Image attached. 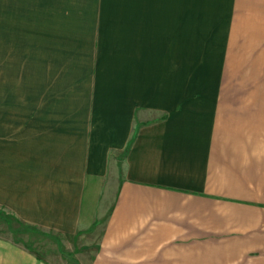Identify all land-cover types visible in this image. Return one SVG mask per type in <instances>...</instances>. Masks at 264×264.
Wrapping results in <instances>:
<instances>
[{
	"label": "crops",
	"instance_id": "1",
	"mask_svg": "<svg viewBox=\"0 0 264 264\" xmlns=\"http://www.w3.org/2000/svg\"><path fill=\"white\" fill-rule=\"evenodd\" d=\"M4 22L0 209L100 230L81 264H264V0H4ZM0 264L56 263L0 237Z\"/></svg>",
	"mask_w": 264,
	"mask_h": 264
},
{
	"label": "rangeland",
	"instance_id": "2",
	"mask_svg": "<svg viewBox=\"0 0 264 264\" xmlns=\"http://www.w3.org/2000/svg\"><path fill=\"white\" fill-rule=\"evenodd\" d=\"M5 22H4V0H0V98L3 99L5 85H10L18 69L5 68ZM8 65L10 62L8 61ZM264 91V85L261 88ZM88 231L83 238V232L74 235H62L49 230H42L29 225L14 215L0 209V237H4L13 243L20 244L37 256L56 264H81L79 261L81 253L85 248L90 255L89 248L95 249V243L99 232ZM94 241V245L89 243ZM80 256V257H79ZM87 256V257H88Z\"/></svg>",
	"mask_w": 264,
	"mask_h": 264
}]
</instances>
